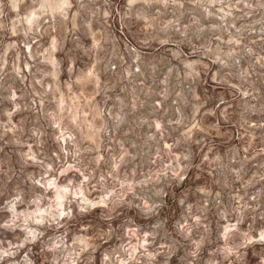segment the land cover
<instances>
[{"label":"clouds","instance_id":"9594fccd","mask_svg":"<svg viewBox=\"0 0 264 264\" xmlns=\"http://www.w3.org/2000/svg\"><path fill=\"white\" fill-rule=\"evenodd\" d=\"M75 2L80 8L84 7L81 0ZM103 2L108 4V0ZM169 2L175 4L177 10L183 7L180 0H127L128 8L124 15L142 20L145 19L142 10L133 12L136 5H167ZM189 2L201 10L198 14L206 19L215 15L209 8L224 0ZM19 5H24L26 9L23 20L27 26L19 28L25 37V48L29 47V39L34 40L36 35L42 34L41 29L47 32L53 25L63 29L69 22L76 29L75 19L79 13H74L69 21L73 0H0V19L7 15L6 7L19 14ZM226 7L229 8L226 16L232 15V9L240 13L239 19L259 16L260 19H253L252 24H260L259 30L264 32V0H235ZM93 15L107 17L111 11L100 12L97 9ZM81 19L86 20L87 16ZM151 19L148 27H152ZM179 19L177 15L175 20L167 21L161 30L173 27L181 31ZM192 24L197 26L198 32L204 31L198 20L193 19ZM231 26L235 27L234 24ZM3 27L5 25L0 23V28ZM187 27L189 25L185 24ZM236 31L239 34L241 29ZM18 34L14 28L12 35ZM86 34L87 30L81 23L80 36L86 38ZM243 39L237 36V40ZM8 47L14 49L16 45ZM128 51L132 64L127 66V74L134 77L133 84L137 79L144 84L137 91L144 93L145 88L151 89L150 109L145 108L149 119L140 123L147 125L151 131L155 123L151 117H155L161 121L160 128L152 132L146 141L131 144L132 152L124 149L128 157L126 160L122 157L117 159L111 153L105 154L107 158L91 155L95 152L91 147L82 149L74 146L67 152L61 147L62 156H56L55 160L52 156L47 157V164L40 162L44 169L40 181L28 177L31 180L29 185L21 183L23 177L17 176L15 194L0 207V212L14 213L12 218L0 222V264H37V261L40 264H169L173 255L176 260L172 264H205L206 260L207 264H264V163L257 161L254 168L247 148L244 155L237 149H229L224 155L213 152L212 158L204 153L211 131L201 127L196 119V113L204 107L201 98L195 94L200 75L196 70L198 61L173 63L141 58L135 48ZM244 51L249 57L257 55L247 45ZM228 55L232 57L235 53ZM78 56L79 53L71 48L65 53L66 60ZM261 59L264 60V57ZM234 63L239 64V60ZM133 65H136L135 68ZM204 67L206 69L207 66ZM260 67L264 68V63ZM249 68L253 71L245 69L239 83L246 99L236 100L239 107L233 109V113L239 112L237 122L244 128V134L257 144L264 145V81H260L252 64ZM13 71L17 76L21 75L15 64ZM220 103L225 101L221 99ZM178 109L184 111L179 119L176 118ZM233 113L225 109L222 115L231 123L237 120ZM212 127L217 134H221L218 125ZM130 131L134 134V129L130 128ZM169 131L173 132V136L167 135ZM194 135L196 139H193ZM167 139H171L172 143L165 151L162 141ZM131 140L132 137L125 138L126 143ZM249 147L256 157L264 158V146L257 148L249 143ZM173 149L180 152L179 157ZM137 165L148 170L139 172V175L128 171ZM198 168L201 182L188 175L190 169L195 175ZM13 175L16 173H4L9 180ZM186 177L189 185H184ZM37 184L43 191L35 187ZM178 187L179 193L176 191ZM238 190H242L243 195L233 196L232 192ZM9 191L11 193V189ZM177 203L182 222L173 215ZM17 205L24 207L17 212ZM233 214L237 225L248 219L252 223L246 229L230 225L228 236L221 246L223 233L219 223L215 228L211 226L212 220L216 217L230 220ZM8 229L13 232V240L6 238ZM17 229L19 232H16ZM209 249H214V253L206 258L203 253ZM249 251L253 257L251 261Z\"/></svg>","mask_w":264,"mask_h":264},{"label":"rangeland","instance_id":"374dc122","mask_svg":"<svg viewBox=\"0 0 264 264\" xmlns=\"http://www.w3.org/2000/svg\"><path fill=\"white\" fill-rule=\"evenodd\" d=\"M230 2L234 3L235 0H224L223 3L209 8L215 15L206 19L201 18L198 14L201 10L196 9L189 0H180L183 7L179 10L171 2L167 5L138 4L133 8V12L142 10L145 19L141 20L135 16L125 17L127 0H108V4H104L103 0H81L83 8L73 0L69 21L74 13H79L75 19L76 29H73L71 22L63 29L55 25L48 28L47 32L41 29L42 34L36 35L34 40H28V48H25V37L19 30L27 26L23 20L26 15L25 6L19 5V14L6 7L7 15L0 19V23L5 25L0 28V177H3V181H0V207L15 194L17 176L23 177L21 183L26 182L29 185L31 180L27 179L28 177L40 181L41 175L44 174L40 162L47 164V157L52 156L55 160L56 156H62L59 151L61 147L65 152L73 150L74 146L82 149L91 147L95 149L91 155L105 156L106 153H111L117 159L122 157L126 160L128 157L124 149L132 152L131 144L146 141L152 132L160 128L161 121L155 117H151L155 121L151 131L147 129V125L140 123L149 119L145 108L150 109L151 89L145 88L144 93H139L137 89L144 87L143 82L137 79L133 84L134 77L127 74V66L132 64L128 51L130 48H135L141 58L148 57L173 63L198 61L196 70L200 75L195 94L201 98L204 107L196 113V119L201 123V127H207L211 131L209 141L204 145V153L212 158L213 152L224 155L229 149H237L244 155L247 148L251 153L250 162L254 168L257 161L264 163V158L256 157L249 143L257 148L264 145L257 144L244 134V128L237 122L240 118L239 112L233 113V109L239 107L236 100L246 99L239 83L245 69L253 71L249 64L254 66L260 81H264V68L260 67V64L264 63L261 59L264 57V39H261L264 32L259 30L260 24H252L253 19H260L259 16L239 19L240 13L235 9L231 10V16H226L229 11L226 5ZM97 9L100 12L110 10L111 15L94 16L93 12ZM85 15L87 19L82 20L81 17ZM177 15L180 16L178 27L181 31L173 27L162 31L163 25L169 20H175ZM150 19L152 27H148ZM193 19L203 26V32L196 30L197 26L192 24ZM14 21L16 23H13ZM81 23L87 30L86 38L80 36ZM185 24L189 27L185 28ZM233 24L235 27L231 26ZM14 28L17 29L18 35H12ZM236 29H241V32L238 34ZM238 35L244 39L237 40ZM162 40H167L168 43H160ZM11 44H15L16 48H9ZM245 45L257 55L249 57L244 51ZM70 48L79 53V56L66 60L65 53ZM230 52L235 55L229 57ZM221 60L224 61L223 64L220 63ZM236 60H239V64L234 63ZM14 64L20 76L13 71ZM135 66L133 65V68ZM221 99L225 101L224 104L220 103ZM133 105L136 107L133 108ZM225 109L233 113L237 120L229 123L222 115ZM137 113L143 115L137 116ZM183 114V109L176 110L177 119ZM252 123L255 124V120ZM213 125L220 127L221 134L216 133ZM130 128L134 129V134ZM180 130L183 131L182 128ZM167 135L171 137L173 132L169 131ZM127 137H132L130 143L125 142ZM196 138L194 135L193 139ZM162 143L167 151L172 140L167 139ZM172 151L177 157L180 156L176 149ZM152 155L155 159V151ZM147 170L140 165L128 169L137 175ZM5 172L16 175L9 180L4 176ZM65 172L67 173V169ZM188 175L201 182L199 168L195 175L190 169ZM205 175H208L207 171ZM184 185H189L187 177ZM200 186L203 187V184ZM35 187L40 189L39 184ZM51 190L50 183L49 195ZM176 191L179 193L180 188ZM237 194L243 195V191L232 192L233 196ZM169 205L171 206V201ZM15 207L19 212L24 206ZM173 215L182 222L178 203L173 209ZM13 216L14 213L2 211L0 222ZM217 223L223 233L220 240L222 246L230 225L246 229L252 220L248 219L237 225L233 214L230 220L216 217L211 226L215 228ZM6 232V238L13 240L12 230L8 229ZM16 232H19V229ZM213 253L214 249H209L203 255L208 258ZM248 257L250 261L253 259L251 251ZM175 260L173 255L169 264ZM37 264H40V261H37Z\"/></svg>","mask_w":264,"mask_h":264}]
</instances>
